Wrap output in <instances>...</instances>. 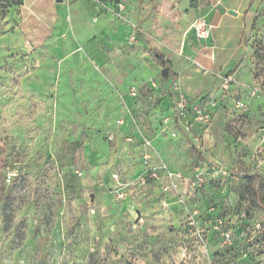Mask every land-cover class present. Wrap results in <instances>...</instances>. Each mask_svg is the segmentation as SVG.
Segmentation results:
<instances>
[{"label": "rangeland", "instance_id": "1", "mask_svg": "<svg viewBox=\"0 0 264 264\" xmlns=\"http://www.w3.org/2000/svg\"><path fill=\"white\" fill-rule=\"evenodd\" d=\"M194 1L0 0V264H264V0L242 81L218 88L209 125L185 133L143 112L149 80L167 96L179 81L152 51L172 70L194 65ZM142 114L147 138L165 129L154 160L181 176L167 194L117 124Z\"/></svg>", "mask_w": 264, "mask_h": 264}, {"label": "crops", "instance_id": "2", "mask_svg": "<svg viewBox=\"0 0 264 264\" xmlns=\"http://www.w3.org/2000/svg\"><path fill=\"white\" fill-rule=\"evenodd\" d=\"M253 4V0L194 1V6L185 21L191 25L194 19L201 17L209 25V37L200 42L202 46L196 51L194 62L209 70L212 74H218L221 77L230 75L234 83V79L237 82L241 80L239 73L244 66L245 57L247 60L251 50L247 46L246 39L252 34L251 27L256 12ZM20 7L22 8L23 4ZM171 71L177 75L180 89L191 103L197 104L209 97L216 99L215 97L219 95L218 88L221 87L220 79L212 74H207L208 77L204 76L203 72L195 64L189 66L187 63H184L179 70H172L171 68ZM227 71H230L232 74H229L230 72L226 73ZM229 87L237 88L236 84H230ZM152 95L153 97L149 95L143 100L152 103L148 112L151 115L158 112L162 119H166V116H168L170 121L172 110H170L171 108H167L169 107L170 100L166 92L159 87L152 92ZM143 110V112H146L145 109ZM217 110L218 107L215 113ZM140 111L138 109V113ZM127 122L122 127L132 128L130 121L128 120ZM150 129L153 128L150 127ZM164 131L165 129L161 130L160 133L156 132V134L153 132L152 143L156 138L161 137ZM131 132L132 134L127 136L132 137L135 141L131 145L140 147L136 138L133 137V131ZM139 172L141 173V166Z\"/></svg>", "mask_w": 264, "mask_h": 264}, {"label": "built area", "instance_id": "3", "mask_svg": "<svg viewBox=\"0 0 264 264\" xmlns=\"http://www.w3.org/2000/svg\"><path fill=\"white\" fill-rule=\"evenodd\" d=\"M190 30L192 31L195 39L198 42H202L209 37V25L207 22L198 17L194 19V21L190 25ZM194 64L204 73V74H212L209 70L201 67L197 63ZM216 78H219L221 81V87L223 89H227L230 84H232V78L230 75L221 77L217 74H212ZM147 87L150 91H155L159 88L157 82L153 79L147 82ZM168 97L171 101V110L172 124L175 125L178 131H183L185 133H189L190 130L194 127H206L212 122L215 111L218 107L217 102L214 98H205L201 100L199 103H191L185 95L182 93L180 89L179 81L172 80L168 86ZM129 97L132 99H138L139 93L137 89H130L128 93ZM247 107V104L242 100L236 101L233 105V108L236 110L243 111ZM148 112V111H146ZM130 124L134 130V136L138 141L139 146L143 149L141 153V173L142 178L149 179L154 183L159 184V189L161 193L167 194L171 190L176 188V181L181 177L179 174L173 171V169L164 163L163 161H155L154 155L152 153L153 143L152 139H149L145 136L143 129L139 126V123L146 127L145 129H150V126L145 125L144 114L141 115L140 119L134 117L133 115L129 116ZM117 124L120 126L124 125V121L122 119L117 121ZM171 138H176L177 133H170ZM108 141L115 140V136L113 134L107 135ZM126 142L133 144L135 141L132 137H126ZM200 165V164H199ZM193 175L192 186L196 185L193 189V192L200 188L202 185V172L200 171V166L195 167L191 171ZM225 174V172H223ZM113 178L117 179L116 176L113 175ZM113 197L117 200H121L125 197V189L117 188L113 191ZM220 223V222H219ZM189 225L192 226L193 223L189 222ZM199 232V231H198ZM222 242L224 244H231L233 234L231 231H222L220 233Z\"/></svg>", "mask_w": 264, "mask_h": 264}, {"label": "trees", "instance_id": "4", "mask_svg": "<svg viewBox=\"0 0 264 264\" xmlns=\"http://www.w3.org/2000/svg\"><path fill=\"white\" fill-rule=\"evenodd\" d=\"M22 4H23V0H10L11 6L13 5L15 7H20V6H22ZM152 54L155 58H157L160 61L161 65L164 66V70L162 72V77L164 79L169 78L170 74H172L170 65H168V63H166L156 51H152Z\"/></svg>", "mask_w": 264, "mask_h": 264}, {"label": "water", "instance_id": "5", "mask_svg": "<svg viewBox=\"0 0 264 264\" xmlns=\"http://www.w3.org/2000/svg\"><path fill=\"white\" fill-rule=\"evenodd\" d=\"M57 3H59L61 0H55Z\"/></svg>", "mask_w": 264, "mask_h": 264}]
</instances>
